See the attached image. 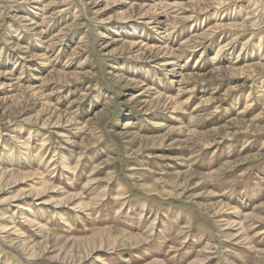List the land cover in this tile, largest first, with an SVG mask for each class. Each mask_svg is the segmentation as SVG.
Returning a JSON list of instances; mask_svg holds the SVG:
<instances>
[{"label":"rangeland","instance_id":"1","mask_svg":"<svg viewBox=\"0 0 264 264\" xmlns=\"http://www.w3.org/2000/svg\"><path fill=\"white\" fill-rule=\"evenodd\" d=\"M0 264H264V0H0Z\"/></svg>","mask_w":264,"mask_h":264}]
</instances>
